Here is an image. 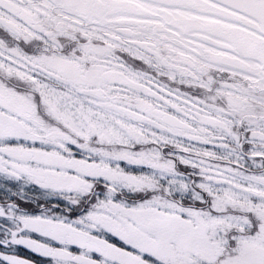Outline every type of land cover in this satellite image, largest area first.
<instances>
[{"label": "snow or ice", "instance_id": "snow-or-ice-1", "mask_svg": "<svg viewBox=\"0 0 264 264\" xmlns=\"http://www.w3.org/2000/svg\"><path fill=\"white\" fill-rule=\"evenodd\" d=\"M0 264H264V0H0Z\"/></svg>", "mask_w": 264, "mask_h": 264}]
</instances>
